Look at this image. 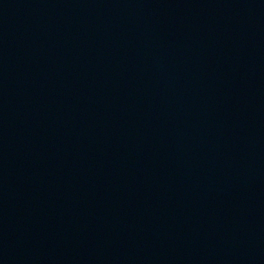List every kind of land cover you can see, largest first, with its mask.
Returning a JSON list of instances; mask_svg holds the SVG:
<instances>
[{"label":"water","instance_id":"1","mask_svg":"<svg viewBox=\"0 0 264 264\" xmlns=\"http://www.w3.org/2000/svg\"><path fill=\"white\" fill-rule=\"evenodd\" d=\"M0 264H264V0H0Z\"/></svg>","mask_w":264,"mask_h":264}]
</instances>
